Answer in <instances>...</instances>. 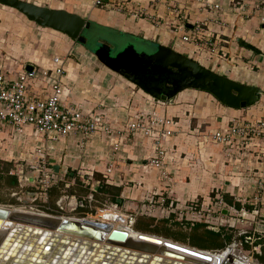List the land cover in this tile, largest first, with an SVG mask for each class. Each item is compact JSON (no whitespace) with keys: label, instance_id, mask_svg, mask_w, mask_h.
Wrapping results in <instances>:
<instances>
[{"label":"crops","instance_id":"1","mask_svg":"<svg viewBox=\"0 0 264 264\" xmlns=\"http://www.w3.org/2000/svg\"><path fill=\"white\" fill-rule=\"evenodd\" d=\"M26 1L64 9L144 39L158 38L164 45L180 48L179 52L184 50L188 57L196 56L198 62L210 70L264 91V56L242 45V42L250 43L264 54L261 20L264 6L257 9L258 0L250 2L247 11L250 18L237 14L233 0H104L107 3L104 6H96L94 0ZM13 10L16 9L0 3V21H5L0 24V67L9 80L17 78L29 66L39 72L62 66L64 100L86 111L104 113L114 129H124L139 112L172 118L176 122L174 135L164 141L167 151L164 168L169 181L163 177L164 170L148 164L155 154L153 138L138 135L127 141L125 137L112 139L97 134L85 144L82 136L75 135L51 145L50 159L60 165L55 185L65 183L67 191L79 179L85 186H96L99 182L96 175H99L107 184L120 188L118 202L124 203L126 208L144 203L140 216L172 215L176 220L183 218L188 226L204 221L209 229L210 225H216L214 230L218 231L221 227L231 228L224 225L225 221H231L245 209L247 213L242 218L243 222L248 221L243 223L244 228L249 222L260 223L257 219L264 218V190L259 201L255 196L259 183L264 182L263 145L255 141L243 147L236 141L224 146L213 141L211 135L226 131L234 119L242 123L263 119L264 95L257 104L246 109L228 107L205 91L191 89L179 93L171 104L157 102L143 90H136L132 83L120 80L105 65H95L92 57H97L81 43L63 34L56 35V31L40 27L28 18L17 17ZM14 21L28 23L22 22L25 26L18 23L15 27ZM187 24L193 28H188ZM185 25L186 29H180ZM10 27H15L12 32ZM184 35L191 36L193 41L184 42ZM56 58L61 62L55 63ZM50 83V79L39 75L30 82V93L44 99L51 92ZM26 128L22 135L11 128L0 135V169L4 163H11V172L16 162L44 144L33 127ZM22 136L26 141L18 152L15 148L20 146ZM116 143L120 144L117 151L114 150ZM111 165L113 170L108 173ZM67 175L75 177L70 179ZM88 178H92L91 181ZM5 188L9 197L16 190ZM164 190L166 206L147 207L145 202L152 204L153 194H162ZM21 191L25 201H29V197L39 191L38 184L30 183ZM68 196L61 197L65 203L70 198L69 204L78 202L83 207L79 197ZM90 197L86 198L88 209H92ZM193 203L201 204L207 212L209 209L213 217L205 215L201 219L186 212ZM37 204L49 208V193L42 195ZM256 208L260 211L257 216L253 213ZM214 214L217 215L214 217ZM260 221L255 233L246 230L245 239L254 236L255 242H264V219Z\"/></svg>","mask_w":264,"mask_h":264},{"label":"water","instance_id":"2","mask_svg":"<svg viewBox=\"0 0 264 264\" xmlns=\"http://www.w3.org/2000/svg\"><path fill=\"white\" fill-rule=\"evenodd\" d=\"M0 3L16 9L40 27L57 31L71 40L78 41L84 45L88 42V40L83 37L82 33L85 29L88 30L91 28L92 21L76 13L64 9L41 6L22 0H0ZM187 27L193 28L190 24H187ZM154 41L158 43V46L153 53L144 51L139 52L133 44H129L113 54V48L107 43H102L95 50L94 55L103 65L139 87L157 102L162 101L171 104L179 93L191 89L205 91L228 107L246 109L257 104L262 95H264V91L256 86L243 84L226 75L213 72L193 58L185 56L173 48L162 44L158 38ZM242 45L264 56L261 50L250 43L242 42ZM27 70L32 71V66L27 67ZM141 73L146 74L148 77L160 76L161 79L167 82L166 85L170 91L166 92L163 88L153 86L152 83L148 82V80L141 75ZM153 80H155L154 77ZM51 162L54 164L53 170L56 174H59L60 165H58L55 160H51ZM99 184L100 183L95 187V191H98ZM7 217L20 222V225H16V227L11 230L8 237L1 245L0 260L3 259V263L144 264L146 262L147 257L145 254L139 257L135 255L117 256L116 253L119 252V248H114L105 256H103V254L95 255V249L97 248L91 250V248H87L84 244H81L78 248V242H70V238L67 235L62 236L61 234H53L49 231L53 227H57L59 231H76L79 235L83 236L103 234L97 227L101 228L105 225L95 221L86 219H79L81 221L69 220L68 218L63 219L49 214L39 215L35 213L17 212L12 211V207L10 208L8 206L6 208H0V219ZM128 235L129 233L126 231L116 230L110 235V239L123 242L126 241ZM25 238H28V240L25 241L28 243L32 240L30 245L34 246V251L30 252L28 257H26L25 254L28 252V249H31V246H28V243L25 246L22 245ZM140 239L159 243L166 248L189 254L195 259L208 263L216 259V254L209 255L207 254L208 251L195 250V248H190L156 235L143 233L140 235ZM9 240L11 241L8 243ZM58 240L60 243L57 245ZM5 245L9 247V251L6 255H2V248ZM98 246V243H93V247ZM232 248L233 246L230 245L226 251H230ZM24 250L26 251L25 254H23ZM123 253L126 252H122V254ZM224 253L222 255H224ZM170 255L176 257L180 256L174 253H170ZM227 259L230 263L232 262V264H244L242 260H234L231 256H227ZM153 263L154 261L151 262V264ZM253 264L263 263L257 259L253 261Z\"/></svg>","mask_w":264,"mask_h":264},{"label":"built area","instance_id":"3","mask_svg":"<svg viewBox=\"0 0 264 264\" xmlns=\"http://www.w3.org/2000/svg\"><path fill=\"white\" fill-rule=\"evenodd\" d=\"M253 0H233L237 10V14L250 18L247 14L250 2ZM96 6H104L107 3L104 0H94ZM264 6L263 0H258L257 9ZM217 9L218 5L215 6ZM264 23V16L261 18ZM180 29H185L181 27ZM184 42H192V37L184 35ZM55 63L61 62L60 58L54 60ZM39 75L46 80H51L50 94L42 99L37 95L31 94L30 82L34 81ZM64 69L62 66L56 67L53 70H43L39 72L35 69L32 71L24 70L20 72L14 80H9L7 74L0 67V135L6 128H11L16 133H23L26 127H33L43 140V145L37 147L20 162H16L10 174L14 176L21 189L25 188L30 183H37L39 191L29 197L31 203L37 202L42 195H48L49 190L56 184L58 174L53 170V163L50 159L52 144L62 141L71 136H82L83 144L90 141L93 136L102 134L110 138H135L138 135H143L147 138H153L155 154L148 162L152 168L163 169L167 151L164 148V141L170 138L175 133L176 122L172 118L163 117L157 114H148L139 112L132 121H130L124 129H114L107 121L106 115L102 112L86 111L76 105H71L64 100ZM213 141L224 146L231 145L233 142L239 141L243 147L249 146L252 142L261 143L264 147V118L251 122L242 123L234 119L233 124L226 130L216 131L211 135ZM120 144L114 145V150L117 151ZM264 162V149L262 152ZM113 165V164H112ZM107 170L111 173L113 166ZM165 174V173H163ZM92 179V178H91ZM91 179H87L91 181ZM99 183V182H98ZM97 186V185H96ZM264 190V182H260L255 199L261 198V193ZM91 191L95 192V185H91ZM157 194V193H156ZM154 194V196L156 195ZM20 203H24L23 208L28 211V201H25L20 192L12 194ZM90 199L93 200V193L90 194ZM69 197V196H68ZM28 200V199H27ZM162 204L166 203L165 198L160 199ZM219 202L223 204V200ZM70 201L68 202V204ZM73 205L75 207L73 208ZM78 202L69 204L74 210L78 208ZM117 205V204H116ZM57 206L61 210H65L64 199L61 198L57 202ZM13 207V206H11ZM19 207V206H18ZM32 211L40 212L39 208L30 207ZM189 214L198 215L201 219L205 217V209L203 211L196 210L192 207L186 209ZM236 211V210H235ZM247 211L245 209L238 212L237 216L225 221L224 225L235 227L236 223L243 222ZM256 216L260 214L258 208L253 212ZM207 218H212L213 214H207ZM128 217V216H127ZM132 225L134 221L130 222ZM232 224V225H231ZM211 229L214 230V227ZM240 235H248L246 231ZM250 245L254 246V250L261 254V246H256L254 236L249 237ZM239 245H242L239 243Z\"/></svg>","mask_w":264,"mask_h":264},{"label":"rangeland","instance_id":"4","mask_svg":"<svg viewBox=\"0 0 264 264\" xmlns=\"http://www.w3.org/2000/svg\"><path fill=\"white\" fill-rule=\"evenodd\" d=\"M22 1H26V0H22ZM118 2V1H117ZM15 14H17V17H21V18H27L25 15H23L22 13H20L19 11L17 10H13ZM23 15V16H22ZM5 21H0V24H3ZM22 22L24 23H28L27 21H14L15 23V27L16 25L19 23L20 24H23ZM184 23V22H182ZM36 24V23H35ZM24 25V24H23ZM180 24H178V27H179ZM25 26V25H24ZM15 27H10L11 31L12 32L14 30ZM18 27V26H17ZM185 29H186V25L183 26ZM51 30V29H50ZM8 34V33H7ZM56 35H61L63 36L61 33L59 32H55ZM83 37H85L88 42L87 44H81L83 45V47L87 50V51H90L92 53L95 52V50L102 44V43H107L109 44L112 48H113V54L117 53L118 51H120L121 49H123V47L129 45V44H133L137 51L139 52H147V53H153L154 51H156L157 49V46H158V43L153 41V40H149V39H144V38H141V37H138V36H135L131 33H125V32H121L119 31L118 29H115L113 27H109V26H105V25H102V24H99V23H95V22H92V26L90 29H85L82 33ZM67 37V36H66ZM78 42V41H76ZM79 43V42H78ZM167 46V45H166ZM170 48V46H168ZM177 49H180V48H174V50H177ZM178 51V50H177ZM180 53H183L185 54L184 50H182V52ZM186 55V54H185ZM195 60H197V57L194 56V57H191ZM92 61L95 63V65H97L98 67L100 66H104L97 58L95 57H92ZM97 59V60H96ZM245 60V59H244ZM77 62H79V59H76ZM198 61V60H197ZM62 65V64H60ZM105 67V66H104ZM207 67V66H205ZM107 68V67H106ZM108 69V68H107ZM111 70V69H110ZM216 73H218L217 71H215ZM114 75L116 72H113ZM218 74H221V73H218ZM117 77L120 78V80H123L125 79L124 77L120 76L119 74H117ZM229 77V75H226ZM230 78V77H229ZM125 81L127 83H131L130 81H128L127 79H125ZM133 84V83H132ZM134 85V84H133ZM131 86V85H129ZM136 87V90L139 88L137 87L136 85H134ZM140 89V88H139ZM190 90V89H189ZM198 92H201V90H197ZM204 93V91H202ZM206 93V92H205ZM202 94V93H201ZM205 95V94H204ZM208 96L211 95V94H207ZM213 96V95H211ZM214 97V96H213ZM27 129V128H26ZM25 129V130H26ZM24 133H21L20 135H22ZM25 141H26V138L24 136H22L21 138V141H20V146L16 147L15 150L19 152V149L23 147V145L25 144ZM165 165H166V161H165ZM11 166V165H10ZM116 167V166H115ZM165 167V166H164ZM162 170H164V173L163 174V177L165 179V181H169L170 179V176L168 175V171L163 168ZM133 184V183H132ZM96 187V186H95ZM6 188L4 187H1L0 186V202H5V201H9V196L5 193L6 192ZM165 193V190L162 192V194H159L157 193V195H155V197L152 199V204L149 203L148 201L145 202L146 205H148L147 207H155V208H159V206L162 208L161 205H163L164 207L166 206V203L165 204H162L161 202V198H165L166 201H167V198H166V195L164 194ZM154 195V194H153ZM71 199L70 198H67L66 200V203L64 201V206H65V210H61L57 205V209L55 208H52L54 210H48V207H41L40 204H37V202H39V200L35 203H31L30 200L28 201V212H33L31 210L30 207H35V208H39L40 209V212L38 211H34L33 213L35 214H39V215H45V214H49L51 216H55V217H60V218H72V219H86V220H90V221H95L97 223H100V224H108L109 223H106L105 220H103L102 218L99 217V211L100 210H107V211H115V212H119L124 218H126V216H128V219H127V223L126 225L127 226H130V222L134 221V224H133V227L135 225V222L137 220V218L140 216V214L142 212H144L143 209H145L143 206H144V203H135V207L133 208H126V205L123 203V204H115V203H112L108 198L107 200L103 201L102 202H98V203H94L93 205H91L92 211H90V213H88L87 211H80V210H77V209H73L75 207V205H73V208L68 206V202L70 201ZM7 201V202H8ZM93 201V200H92ZM15 202V201H14ZM17 205V204H16ZM23 205L24 203H20L19 205L17 206H13L12 209H18L20 211H25L24 208H23ZM10 207V205H2L0 204V207ZM19 206V207H18ZM52 207V206H51ZM47 211H51V213L47 212ZM26 212V211H25ZM41 213V214H40ZM217 214H214V217L216 216ZM185 217V216H184ZM158 218L159 220L160 219H166V218H169V216L167 217L166 214H161V216H158L156 217ZM155 218V219H156ZM181 221L180 222H184V219L183 218H180ZM261 220H263L264 218H258L257 219V222L259 220L260 223L258 224H254L253 222H249L246 224L245 228L242 226L243 223L246 221H248L247 219H245L244 222H240V224L236 225V227L234 228H230V229H235L233 231V234L235 236V239L234 241H236L234 244H232L233 248L230 250V251H226L227 248L225 250H213V251H210L212 252L213 254H223L225 251L228 253V256H231L232 258H234V260H249L250 262L252 261H256V255L258 254L253 248L254 246H249V248H245V247H242L241 245H239V241H240V237L238 234H240L241 232L243 231H248V232H253L255 233L254 229L261 224ZM228 220V219H227ZM179 221V220H178ZM214 221V220H213ZM263 224V223H262ZM141 226H143V223L141 224ZM211 226V225H210ZM131 228L134 232H137L134 230V228ZM214 227H216V225H214ZM112 228V227H111ZM211 229V228H210ZM229 229L228 232H231V230ZM239 229L241 231H239ZM245 229V230H243ZM114 230H118V228H115ZM124 231V230H123ZM246 231V232H247ZM128 232V231H127ZM138 234H140V232H137ZM141 235V234H140ZM151 235V234H150ZM258 235V234H257ZM256 235V236H257ZM241 236V235H240ZM160 237V236H158ZM163 238V237H161ZM165 239V238H164ZM168 240V239H167ZM264 240V239H263ZM172 241V240H171ZM174 242V241H172ZM261 242V241H260ZM104 244V243H103ZM103 244H100V245H103ZM179 244V243H178ZM187 247H189L188 245H186ZM191 248V247H190ZM227 257L225 256L224 259H226ZM251 262V263H252ZM226 263V262H225Z\"/></svg>","mask_w":264,"mask_h":264},{"label":"trees","instance_id":"5","mask_svg":"<svg viewBox=\"0 0 264 264\" xmlns=\"http://www.w3.org/2000/svg\"><path fill=\"white\" fill-rule=\"evenodd\" d=\"M11 163H4L2 168L0 169V186L4 188H12L14 190L11 193V197H9V201L0 202L2 205H12L17 206L20 202L14 197L12 194L14 192H21V188L19 187L17 179L10 174ZM67 178H74V176L67 175ZM95 178V177H94ZM96 179L99 180L98 191H91V184L89 186H85L82 184L81 180H77L70 186L67 191H65V183H59L58 186L54 185L51 190H49V200L51 206H49L48 210L57 209V202L64 195L79 197L80 202H82L83 207L81 205L78 206L77 210L87 211L90 213V209H88L89 200L86 199L88 196L93 193V201L91 205L94 203L102 202L107 200V198L115 204H119V191L120 188L111 186L106 183L104 179H102L99 175H96ZM9 195V194H8ZM15 201V202H14ZM17 204V205H16ZM189 207L195 208L196 210L203 211V207L199 203H193L192 205H188ZM54 208V209H52ZM58 210V209H57ZM51 213V211H47ZM204 213L209 214L211 212L203 211ZM52 214V213H51ZM213 214V212L211 213ZM175 217L170 215L169 218L156 220L155 218L148 216H139L135 222L134 230L140 233L151 234L163 237L168 240H172L175 243H179L181 245H188L191 248H195L198 250L204 251H213V250H225L228 246L234 244L235 236L233 231L235 229H230L231 232H228L229 229L220 228L218 231L212 230L208 228V224L204 221L197 222L191 225H185L181 220L174 219ZM174 220V221H173ZM206 220V219H203ZM143 223V226L141 224ZM234 228V227H231ZM239 235V234H238ZM239 235V243H241L242 247L249 248L250 240L249 236ZM256 246L261 245V254L256 255V259H258L261 263L264 264V242H255Z\"/></svg>","mask_w":264,"mask_h":264},{"label":"bare ground","instance_id":"6","mask_svg":"<svg viewBox=\"0 0 264 264\" xmlns=\"http://www.w3.org/2000/svg\"><path fill=\"white\" fill-rule=\"evenodd\" d=\"M4 207L1 206L0 208H4ZM12 211L30 213L28 211L25 212V211H20L18 209H12ZM33 212H31V213L33 214ZM45 215H47V214H45ZM99 217L102 218L103 220H105L106 223H109V225L104 223L105 226H103L101 228L97 227V229L102 231L103 234H101V235L96 234V236H83V235H79V233L76 231H64V232L59 231V229L57 227H53L49 231L53 234H61L62 236L67 235L70 238V242H72V241L78 242V248L81 244H84V246H86L87 248H91V250H93L94 248H97V249H95V255L96 254H103V256H105L114 248L115 249L119 248V252L116 253L117 256H119V255H122V256H124V255H126V256L135 255L136 257H139L140 255L145 254V256L147 258H146V262L144 264H151L152 261H154L153 264H232V262L230 263L227 258L224 259L225 256L226 257L228 256V254H226L227 252H225L224 255H222V256H218L216 254L215 255L216 259L213 262L208 263L205 261L195 259L194 257H191L189 254L177 252L175 250L166 248L164 245H160L159 243L141 240L140 234H143V233L138 234L137 232H134L131 229L133 227V225L131 223H130L131 224L130 226H127L126 223H127L128 217L126 216V218H124L119 212L100 210L99 211ZM68 219L69 220H79L76 218L75 219L68 218ZM0 220H1L0 221V248H1L3 241L6 240L9 233L11 232V230L14 227H16V225H20V222L14 221V220L10 219L9 217L4 218V219H0ZM79 221H81V220H79ZM115 228H118V231H123V230L126 232L128 231L129 235H128V238L126 239V241L122 242V241H115V240L110 239V235L114 231H116V230H114ZM27 237H28V235H27ZM34 237H36V236H34ZM27 240H28V238H25V240L22 242V245H24V246L27 245L28 242H25ZM10 241L11 240H9L8 243ZM31 241L32 240H30V242ZM30 242L28 243V246H31V249H28L27 253L25 250L23 251V254L26 253L25 254L26 257H28L30 252L34 251L33 250L34 246L30 245ZM59 243H60V241L58 240L57 245ZM93 243H98L99 246L93 247ZM100 244H103V245H100ZM8 248L9 247L7 245L3 246L2 252H1V253H3L2 255H6V253L9 251ZM20 249H22V248H20ZM122 252H126V253L122 254ZM170 253H174L176 255L179 254L180 256L179 257L171 256ZM207 254L213 255V253L210 251H208ZM219 255H221V254H219ZM218 262H221V263H218ZM242 262L244 264H253V262L251 261L252 262L251 263L249 260H242ZM0 264H7V263H5V262L3 263V259H1Z\"/></svg>","mask_w":264,"mask_h":264},{"label":"flooded vegetation","instance_id":"7","mask_svg":"<svg viewBox=\"0 0 264 264\" xmlns=\"http://www.w3.org/2000/svg\"><path fill=\"white\" fill-rule=\"evenodd\" d=\"M179 52V51H178ZM180 53V52H179ZM182 54V53H181ZM184 55V54H183ZM186 56V55H185ZM195 60V59H194ZM197 61V60H196ZM204 66V65H203ZM213 71V70H212ZM215 72V71H213ZM142 76H144L148 82L152 83L153 86H157L159 88H163L166 92H169L170 89H168V86L166 85V81H164L163 79L160 78V76H153L155 80H153V77L150 76L148 77L146 74L141 73Z\"/></svg>","mask_w":264,"mask_h":264}]
</instances>
